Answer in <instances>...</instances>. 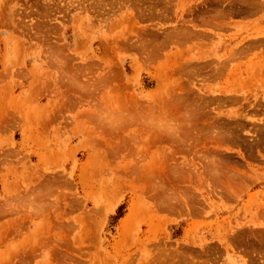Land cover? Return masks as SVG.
Returning <instances> with one entry per match:
<instances>
[{
	"label": "rangeland",
	"instance_id": "374dc122",
	"mask_svg": "<svg viewBox=\"0 0 264 264\" xmlns=\"http://www.w3.org/2000/svg\"><path fill=\"white\" fill-rule=\"evenodd\" d=\"M0 264H264V0H0Z\"/></svg>",
	"mask_w": 264,
	"mask_h": 264
},
{
	"label": "bare ground",
	"instance_id": "6f19581e",
	"mask_svg": "<svg viewBox=\"0 0 264 264\" xmlns=\"http://www.w3.org/2000/svg\"><path fill=\"white\" fill-rule=\"evenodd\" d=\"M168 33V32H167ZM169 36V35H168ZM157 46V45H156ZM144 49H145V47H144ZM142 50V49H141ZM149 50V49H148ZM142 61V60H141ZM154 107V106H153ZM191 107V106H190ZM195 107V106H194ZM183 108V107H182ZM196 108V107H195ZM187 109V108H186ZM193 109V108H192ZM194 110V109H193ZM186 111V110H185ZM190 112H192V111H190ZM187 113H188V111H187ZM182 114V113H181ZM184 114V113H183ZM185 114H186V112H185ZM93 116V115H92ZM91 116V117H92ZM186 117V116H185ZM184 117V118H185ZM191 117V116H190ZM10 118V117H9ZM187 118H189V117H187ZM92 119V118H91ZM189 124V123H188ZM190 126V125H189ZM194 126V125H193ZM221 126V125H220ZM188 127V126H187ZM191 127V126H190ZM216 128V127H215ZM218 128V127H217ZM184 129V128H183ZM188 129V128H187ZM214 129V128H213ZM220 129V128H219ZM223 129H224V127H223ZM185 130V129H184ZM189 130V129H188ZM188 130H185L187 133L188 132H190V131H188ZM217 130V129H216ZM221 131H223L222 129H221ZM224 131H225V129H224ZM186 132H184V133H186ZM218 132H220L219 130H218ZM230 132V131H229ZM220 133H222V134H224L223 132H220ZM232 135V134H231ZM230 135V136H231ZM225 136V135H224ZM180 144H181V142H180ZM10 200V199H9ZM184 203V202H183ZM23 210V209H22ZM35 213V212H34Z\"/></svg>",
	"mask_w": 264,
	"mask_h": 264
}]
</instances>
